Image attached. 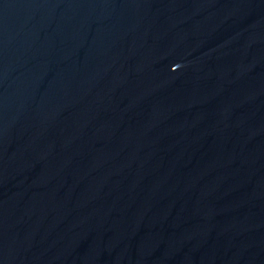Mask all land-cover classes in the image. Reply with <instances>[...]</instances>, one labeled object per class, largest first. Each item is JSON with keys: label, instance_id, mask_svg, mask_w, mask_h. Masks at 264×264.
Instances as JSON below:
<instances>
[{"label": "water", "instance_id": "obj_1", "mask_svg": "<svg viewBox=\"0 0 264 264\" xmlns=\"http://www.w3.org/2000/svg\"><path fill=\"white\" fill-rule=\"evenodd\" d=\"M0 264H264V0H0Z\"/></svg>", "mask_w": 264, "mask_h": 264}]
</instances>
